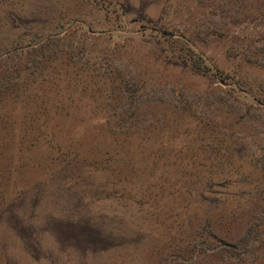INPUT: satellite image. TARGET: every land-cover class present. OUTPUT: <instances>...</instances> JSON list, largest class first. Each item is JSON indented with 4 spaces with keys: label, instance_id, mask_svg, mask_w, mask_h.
I'll return each mask as SVG.
<instances>
[{
    "label": "rangeland",
    "instance_id": "rangeland-1",
    "mask_svg": "<svg viewBox=\"0 0 264 264\" xmlns=\"http://www.w3.org/2000/svg\"><path fill=\"white\" fill-rule=\"evenodd\" d=\"M0 264H264V0H0Z\"/></svg>",
    "mask_w": 264,
    "mask_h": 264
}]
</instances>
